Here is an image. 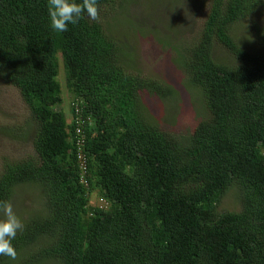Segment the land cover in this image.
Instances as JSON below:
<instances>
[{"label": "trees", "instance_id": "16d2710c", "mask_svg": "<svg viewBox=\"0 0 264 264\" xmlns=\"http://www.w3.org/2000/svg\"><path fill=\"white\" fill-rule=\"evenodd\" d=\"M259 8L264 0H208L200 30L179 47L207 118L178 140L144 114L140 97L173 90L129 73L98 19L85 13L55 32L47 0H0V78L37 123L36 156L0 170V201L23 183L45 194L44 210L12 240L16 258L0 264H264V29L253 27L257 49L232 30ZM59 54L69 123L54 108ZM230 188L239 209L218 210ZM95 190L105 206L89 204Z\"/></svg>", "mask_w": 264, "mask_h": 264}, {"label": "rangeland", "instance_id": "374dc122", "mask_svg": "<svg viewBox=\"0 0 264 264\" xmlns=\"http://www.w3.org/2000/svg\"><path fill=\"white\" fill-rule=\"evenodd\" d=\"M113 0L98 8V21L116 46L115 52L127 71L156 79L173 90L161 97L145 91L141 94L144 114L174 138H187L195 125L207 115L201 93L188 85V75L179 65L178 49L201 28L208 0ZM194 6L195 9L193 7ZM195 11L193 15H190ZM233 26L237 40L247 49H257L254 26L264 29V8L258 9ZM189 27L193 33L189 32ZM218 47L215 54L224 55ZM58 79L61 83V102L54 108L63 111L67 123L71 120V95L68 92L63 63L58 55ZM37 123L19 90L0 78V170L6 162L36 156L34 136ZM236 190L230 188L221 197L218 210H238ZM9 202L22 224L44 210L45 194L37 183H23L14 188ZM89 204L103 205L95 191ZM3 213L0 212V219Z\"/></svg>", "mask_w": 264, "mask_h": 264}, {"label": "clouds", "instance_id": "9594fccd", "mask_svg": "<svg viewBox=\"0 0 264 264\" xmlns=\"http://www.w3.org/2000/svg\"><path fill=\"white\" fill-rule=\"evenodd\" d=\"M49 26L55 32H65L68 25L77 24L82 16L96 20L98 18L97 0H47ZM0 256L16 258V250L12 240L16 238L17 232L22 230L23 224L19 217L13 212L10 202L0 201Z\"/></svg>", "mask_w": 264, "mask_h": 264}, {"label": "built area", "instance_id": "2783aa9c", "mask_svg": "<svg viewBox=\"0 0 264 264\" xmlns=\"http://www.w3.org/2000/svg\"><path fill=\"white\" fill-rule=\"evenodd\" d=\"M82 121L77 120L76 121V127H75V132H76V145H77V158L80 163L81 170H84L85 168V160H84V155L81 152V147L83 145V135H82ZM83 181V180H82Z\"/></svg>", "mask_w": 264, "mask_h": 264}]
</instances>
